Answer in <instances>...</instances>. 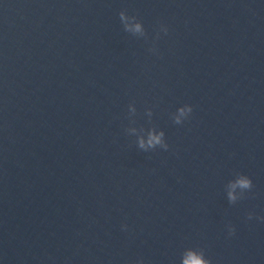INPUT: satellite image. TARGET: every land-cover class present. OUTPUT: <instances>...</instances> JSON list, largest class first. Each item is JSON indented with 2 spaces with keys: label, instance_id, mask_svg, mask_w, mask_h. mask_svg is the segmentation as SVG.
Instances as JSON below:
<instances>
[{
  "label": "water",
  "instance_id": "1",
  "mask_svg": "<svg viewBox=\"0 0 264 264\" xmlns=\"http://www.w3.org/2000/svg\"><path fill=\"white\" fill-rule=\"evenodd\" d=\"M187 249L264 264V0H0V264Z\"/></svg>",
  "mask_w": 264,
  "mask_h": 264
},
{
  "label": "clouds",
  "instance_id": "2",
  "mask_svg": "<svg viewBox=\"0 0 264 264\" xmlns=\"http://www.w3.org/2000/svg\"><path fill=\"white\" fill-rule=\"evenodd\" d=\"M121 20L124 24L125 30L140 34L143 32V27L139 22H133L134 18L127 17L123 13H121ZM130 110H134L131 109ZM192 109L188 105H183L176 110V113L173 116V119L176 123H181L185 120L189 113H191ZM163 133L162 132H153L149 131L147 138H138V146L142 149H148L156 147L157 145L163 146ZM252 182L247 176H238V178L231 182L228 185L227 197L230 202H234L238 198L237 190H246L251 188ZM126 228V226H122ZM234 233V229L229 227L228 234L232 235ZM180 264H209V261L203 256V254L199 251H194L192 249H187L181 256Z\"/></svg>",
  "mask_w": 264,
  "mask_h": 264
}]
</instances>
